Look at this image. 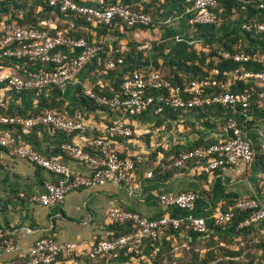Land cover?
Listing matches in <instances>:
<instances>
[{"label": "built area", "instance_id": "built-area-1", "mask_svg": "<svg viewBox=\"0 0 264 264\" xmlns=\"http://www.w3.org/2000/svg\"><path fill=\"white\" fill-rule=\"evenodd\" d=\"M44 1L61 14L81 17L85 22L98 26L108 27L116 21L123 23L127 28H146L152 24L150 15L119 3L96 9L82 5L77 0ZM215 7V0H195L190 9L191 23L217 24L218 19L213 11ZM258 8L264 10V4L258 5ZM243 27L247 33L264 35V22L245 24ZM148 48L149 45L144 44L138 47V51H146ZM101 49V43H90L83 37L70 36L66 30L51 34L49 28L34 29L19 26L15 22L6 24L5 20H0V63L14 64L24 61V65L32 67V70H23L21 73L0 74V148L60 177L56 182H45L44 192L33 198L34 202L44 207L62 204L70 191L106 183L134 190L139 188L138 183L134 181V155L121 157L112 140L131 139L135 136V130L127 119H133L142 113L159 116L165 109L187 112L211 105L241 107L247 110L255 102V97L256 104L262 106L264 70H244L241 66L259 60L243 52L218 53L223 60L240 64L234 71L224 72L223 75L227 78L224 83L216 78V70H212L214 77L184 81L179 85L173 84L158 71L134 70L123 76L119 93L111 97L96 95L89 87L82 86L81 96L100 107L118 111L121 117L105 127L102 135L92 137L89 142L92 151L74 143L61 144L62 157L64 155L89 170L88 174L72 173L62 162L61 155L44 157L31 147L21 144L19 138L29 135L33 129L39 127L65 134L84 133L88 126L82 111L74 110L67 114L57 108H40L35 114L24 117L7 115L3 109L8 93L30 94L34 99L40 100L48 89L69 83L78 84L77 76ZM73 51L79 52L74 54ZM114 52L123 53L120 50ZM16 65L20 67V64ZM123 65L121 56H109L103 62L104 69L111 71ZM232 81H252L255 87L232 93L229 91ZM247 119L250 120L248 117ZM253 161V149L250 141L244 136V127L237 126L231 120L220 126L212 143L185 150L172 164L179 170L187 167L189 163L198 166L202 174L210 175L218 170L243 168ZM146 178H153V173L148 172ZM196 198L197 195L193 192H180L161 195L159 202L166 209L177 208L186 211L193 207ZM240 211H252V216L242 223L243 226L264 221V202L244 198L226 209L214 211L211 215L212 225L227 226ZM107 219L112 226L127 225L130 232L119 237L98 240L85 253L78 251L74 243H56L52 238H41L30 249L24 264H54L59 258L76 259L81 256L90 260L106 256L116 260L120 254L127 258L125 262L128 264H152L151 258L158 251V247L153 245L160 243L166 233L182 228L193 233L207 232L206 221L201 218L189 216L149 219L116 205L108 209ZM262 241L264 242V234ZM146 242L149 245H145ZM15 249L13 240L0 227V253H12ZM145 249H148L146 254Z\"/></svg>", "mask_w": 264, "mask_h": 264}, {"label": "crops", "instance_id": "crops-1", "mask_svg": "<svg viewBox=\"0 0 264 264\" xmlns=\"http://www.w3.org/2000/svg\"><path fill=\"white\" fill-rule=\"evenodd\" d=\"M3 1L25 5V8L15 11L17 19H22L32 10L33 17L39 23H45L53 32L66 30L89 42L101 43L107 57L112 56L115 50L129 53L134 46L162 45L163 55L161 51H148L145 56L148 60L147 68L150 69L157 63V68L163 69V75L167 74L164 67L165 57L170 55L172 49L184 42L189 49L197 50V47L201 48L204 41L208 40L201 37L198 25L191 23L190 9L195 0H77L82 5L96 9L119 3L148 12L152 18L151 27L134 28L131 31L90 24L81 18L46 10L39 5H34L32 9L33 4L40 0H0V3ZM8 17L4 7L0 8V18L5 20ZM78 52L73 51L74 54ZM91 66L87 65L79 73L78 84L69 83L48 89L40 100L34 99L30 94L8 93L3 109L7 115L27 117L40 108H57L67 114L80 110L88 126L84 133L74 134L45 127L35 128L29 135L19 138L21 144L31 147L44 157L56 154L60 156L62 143L78 144L92 151L89 145L92 137L102 135L106 125L121 116L116 112L89 109L82 102L80 87L97 86L112 91L117 80L113 71L98 72L91 69ZM23 70H32V67L0 63V74L21 73ZM157 119L150 115L140 120L127 119L135 130V136L131 139H112L118 152L126 156L134 155V181L138 183V189L106 183L70 191L60 205L44 207L33 200L44 192L45 182H56L59 176L14 157L0 148V227L6 231L16 247L12 253H0V264H24L30 249L41 238H52L56 243H74L78 251L85 253L96 241L113 235V226L107 219V211L112 205L125 207L149 219L189 216L204 219L208 233L199 239V244L194 247L195 251L200 255L205 251L212 252L217 259L224 258L223 255L228 251L240 252L245 245L241 231L215 228L211 215L214 211L226 209L244 198L264 202V121L244 129V136L253 149L252 163L243 168H229L204 175L198 166L189 165L185 170L171 174L165 170L164 165L174 160L171 156L176 146L184 149L196 143L211 142L215 140L218 128L205 124V119L188 113L179 116V119L166 118L165 123L159 127L155 126ZM158 148H162L164 152L158 153L157 159H148ZM62 162L72 173H89L86 166L64 155ZM159 167L162 173L156 170ZM148 172L153 173V178H146ZM180 192H193L197 195L190 210L166 209L161 206V195ZM249 238L250 236H246L244 240ZM206 241L209 247L204 249L201 244ZM144 252L148 253V249ZM246 253L251 256H246ZM260 254L261 250L255 247L243 250L242 257L236 258L235 264H257ZM108 260L109 258L90 260L81 256L76 259L59 258L54 264H111ZM186 260L184 258L183 261Z\"/></svg>", "mask_w": 264, "mask_h": 264}, {"label": "trees", "instance_id": "trees-1", "mask_svg": "<svg viewBox=\"0 0 264 264\" xmlns=\"http://www.w3.org/2000/svg\"><path fill=\"white\" fill-rule=\"evenodd\" d=\"M216 7L214 8V13L217 16L218 23L215 25H198L200 29V35L203 38H207V41H204L205 44L201 47L200 50H191L188 48L186 43H181L180 46L172 49L169 56L165 57L164 66H168L171 70L168 72L165 77H167L173 84L179 85L184 81H192L199 80L207 77H214L212 74V70L218 71V75L216 78L223 83L226 82L227 78L224 77V72L234 71L236 68L240 67V64H236L233 61L223 60L218 53L223 51H228L231 53L235 52H243L249 55L256 57L259 61H251L248 64L241 66L244 70L251 71H262L264 70V35H255L252 32L247 33L244 29L245 24L250 23H261L264 22V10L259 9L258 5L264 4V0H215ZM34 5L43 6L46 10H54L60 13L57 9H53L47 5L44 0H40ZM4 7V10L9 14V17L5 19V23L15 22L19 26L31 27L34 29H48L45 23H39L36 20L32 13V10L27 13L22 19H17L14 14L15 11L20 10V8H25V5H16L14 3H10V1H3L0 3V8ZM127 7V6H125ZM130 9L141 11L150 15L148 12L138 9L131 8ZM61 14V13H60ZM81 18V17H78ZM234 18V19H233ZM83 19V18H81ZM1 20V18H0ZM84 20V19H83ZM152 24L149 25L151 27ZM146 27V28H149ZM106 28H122L126 31H131L134 28H127L123 23L116 21L112 25ZM144 28V27H137ZM145 29V28H144ZM63 31V30H60ZM60 31H51V34H55ZM70 36L72 35L68 32ZM215 35H217L215 37ZM78 37V36H75ZM218 37V38H217ZM89 42V41H88ZM219 43L220 45L214 46L213 43ZM91 43V42H90ZM98 43V42H97ZM142 46V45H141ZM162 45L150 44L149 48L146 51H138V47L134 46L129 53L127 51H123L122 54L112 53V58H117L121 56L124 60V65L121 68L116 70H112L114 75H117V80L115 85L113 86L112 91H109V88L102 89L97 86H92L90 89L99 96L111 97L113 95H117L119 93L120 84L122 82V78L124 75L131 73L134 70H142V71H151L155 70L162 74V72L157 68V63H154L152 68L148 69V60L146 59L145 52L148 51H161ZM105 49H101L98 55L88 64L92 65L91 69L97 70L98 72H107L110 73L111 70H105L103 67V62L107 58L105 55ZM24 61L15 62L14 64H23ZM157 68V69H156ZM255 84L252 81L244 82V81H232L229 91L232 93L240 92L244 89L254 88ZM259 91L258 88H256ZM81 92V87L79 88V94ZM216 92H221L220 90H216ZM81 96V94H80ZM82 102L89 109L108 111V112H116L120 115L118 111H113L110 109H106L104 107L98 106L93 101L84 98L81 96ZM257 98L255 97V102L250 105L249 109L243 110L241 107H226L222 105H211L207 107H203L201 109H192L187 112H183L180 110H170L165 109V111L159 116H152L154 118H158L155 121V126L159 127L165 123L167 119H179V116H184L185 114H193L199 119H205L208 125L214 126L216 128H220L221 125L228 123L229 121H234L237 126L244 127V129L248 127L254 126L256 123L264 121V100L262 101V106L259 107L256 104ZM121 116V115H120ZM148 113H142L133 119H145ZM247 117L250 119L248 120ZM210 119V120H209ZM209 120V121H208ZM246 121V122H245ZM107 124V126H110ZM169 126V125H168ZM170 127V126H169ZM211 142L207 143H196L192 146L186 147L184 149L179 148V145L173 149V155L171 159H178L179 155L183 153L185 150H189L193 147L208 145ZM164 150L162 148H158L154 150L148 159H157L158 153H162ZM126 155L121 154V157ZM168 155H166L167 157ZM168 162L164 165L166 171H169L171 174L175 172H179V170H185L186 167L180 168L179 170L173 167L172 162ZM191 164H187L189 166ZM262 168L264 169V163ZM158 173H162L161 167L157 168ZM168 172V174H169ZM252 216V211H240L235 214L233 220L224 227H215L217 229H227L229 228L232 231L240 230L242 233V240L245 241V245L240 249V252L228 251L223 255L224 258L217 259L212 252L205 251L202 255L199 252L194 250V247L198 245L199 239L203 238L207 235L206 233H193L188 231L185 228H182L178 231H170L162 236V240L160 243H155L153 245L158 247V251L152 256L151 263L152 264H235L236 258H241L243 254V250H249L251 248H256L261 250V254L259 256V262L257 264H262L264 259V242L262 241V236L264 234V221L250 224L247 226H243L242 223ZM240 228V229H238ZM113 235L111 237H119L125 235L130 232V228L127 225L123 226H113ZM246 236H250L249 239H246ZM181 243L182 249L179 251V247L175 249V245ZM149 245L147 242L145 245ZM244 244V243H243ZM204 249L209 247L208 242H204L201 244ZM179 246V244H178ZM152 248V247H151ZM180 254V255H179ZM246 256H251L249 253H246ZM109 258V257H104ZM184 258H186V262H184ZM228 259V261H226ZM127 260L122 254L118 257V259L109 258V262L111 264H122ZM251 263V261H249Z\"/></svg>", "mask_w": 264, "mask_h": 264}, {"label": "rangeland", "instance_id": "rangeland-1", "mask_svg": "<svg viewBox=\"0 0 264 264\" xmlns=\"http://www.w3.org/2000/svg\"><path fill=\"white\" fill-rule=\"evenodd\" d=\"M234 19V18H233ZM218 38V37H217ZM214 44V46H218V45H220L219 43H213ZM204 44H202L201 46H203ZM197 50H200L201 48H196ZM165 67V72L166 73H168V72H170L171 70L169 69V67L166 65V66H164ZM157 69V68H156ZM162 70L163 69H161L160 71L162 72ZM172 129H174V127H172ZM178 244H179V246H178ZM177 245H175V249H177L178 247H179V251H180V249H182V247H181V243H178Z\"/></svg>", "mask_w": 264, "mask_h": 264}]
</instances>
